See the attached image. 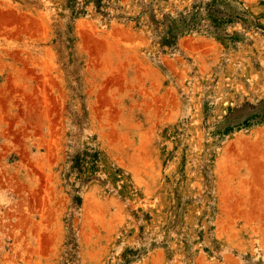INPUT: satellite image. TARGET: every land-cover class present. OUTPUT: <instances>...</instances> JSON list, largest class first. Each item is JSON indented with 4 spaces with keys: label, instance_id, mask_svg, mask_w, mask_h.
<instances>
[{
    "label": "rangeland",
    "instance_id": "1",
    "mask_svg": "<svg viewBox=\"0 0 264 264\" xmlns=\"http://www.w3.org/2000/svg\"><path fill=\"white\" fill-rule=\"evenodd\" d=\"M0 264H264V0H0Z\"/></svg>",
    "mask_w": 264,
    "mask_h": 264
},
{
    "label": "trees",
    "instance_id": "2",
    "mask_svg": "<svg viewBox=\"0 0 264 264\" xmlns=\"http://www.w3.org/2000/svg\"><path fill=\"white\" fill-rule=\"evenodd\" d=\"M95 4H100L102 3V0H94Z\"/></svg>",
    "mask_w": 264,
    "mask_h": 264
}]
</instances>
